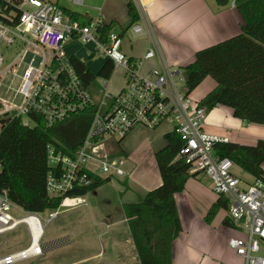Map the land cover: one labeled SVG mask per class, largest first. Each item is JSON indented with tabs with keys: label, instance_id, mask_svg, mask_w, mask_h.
<instances>
[{
	"label": "built area",
	"instance_id": "2783aa9c",
	"mask_svg": "<svg viewBox=\"0 0 264 264\" xmlns=\"http://www.w3.org/2000/svg\"><path fill=\"white\" fill-rule=\"evenodd\" d=\"M139 1L148 6L154 0ZM74 2L82 4L81 0ZM9 6L11 11L7 10ZM98 12L84 24L71 20L62 6L50 0H0V81L5 73L16 70L17 59L9 61L8 57L14 45L22 47L17 57L28 63L16 89L23 96V104L0 102V132L3 118L21 119L31 127L42 123L52 128L82 112L94 111L86 138L75 151L48 147V194L50 198L65 200L78 198L68 195L99 180L127 176L124 160L109 153V139L122 140L137 127L155 129L170 121L173 131L185 139L178 157L190 163L189 173L205 174L214 193L230 200L226 216L242 235L230 237L228 246L242 259L241 264H264V175L247 181L236 173L238 166L232 159L219 157L214 146L228 139L205 130L207 113L201 101L176 85L179 74L168 68L149 74L139 70L142 60L156 58L155 48L148 47L140 59L123 51L125 39L133 44L146 33L142 25H132L121 32L113 27L104 33L111 23L103 18L102 8ZM79 42L93 44L94 53L125 68L122 90L112 93L108 80L99 77L104 90L103 96L96 99L93 82L87 84L82 79L66 51L68 44ZM179 76V82L185 83L184 76ZM243 183L246 186L242 187ZM60 207L48 210L47 221L59 215ZM14 209L24 215L15 214ZM21 224L27 226L30 245L0 257V264L44 256L45 227L39 213L26 212L10 199L7 190L0 191V234ZM35 232L40 239L36 240Z\"/></svg>",
	"mask_w": 264,
	"mask_h": 264
},
{
	"label": "trees",
	"instance_id": "16d2710c",
	"mask_svg": "<svg viewBox=\"0 0 264 264\" xmlns=\"http://www.w3.org/2000/svg\"><path fill=\"white\" fill-rule=\"evenodd\" d=\"M127 4L135 23L139 19L137 9L132 1ZM235 5L243 17L241 31L234 37L196 51L194 61L183 67L186 93L190 95L210 76L217 87L200 100L206 113L218 106H228L239 120L264 125V0H235ZM11 9L9 6L7 10ZM63 9L71 20L89 23L90 18L82 13ZM113 27L111 23L104 33ZM71 63L87 84L93 82L95 75L87 71L85 62L73 56ZM114 68L113 61L108 60L99 77L110 78ZM93 112H82L52 128H46L42 123L31 127L24 125L21 119L3 118L0 191L7 190L10 199L28 213L59 208L63 197L50 198L46 187L50 173L48 147L53 145L62 152L75 151L86 138ZM165 140L166 145L155 155L162 179L160 186L139 201L123 206L138 253L139 261L135 264H173V244L182 230L175 195L185 190L192 177L189 173L191 167L185 158L178 157L185 143L184 137L171 131L165 133ZM214 149L219 157H229L253 178L263 177L264 139H258L255 145L219 142ZM111 155H121V151L115 150ZM107 182V179L99 180L68 196H84ZM229 204L228 198L218 197L206 215L207 222L211 223L219 210L227 211ZM223 223L234 226L228 216Z\"/></svg>",
	"mask_w": 264,
	"mask_h": 264
},
{
	"label": "crops",
	"instance_id": "0c3cea01",
	"mask_svg": "<svg viewBox=\"0 0 264 264\" xmlns=\"http://www.w3.org/2000/svg\"><path fill=\"white\" fill-rule=\"evenodd\" d=\"M85 1L86 0H81L82 4H79L74 2V0H69V2L79 6H86ZM129 1L133 2L138 12L139 19L135 23H133L128 13L127 3ZM123 3L126 5V10L123 14H126V19H128L127 21L129 24L125 26L122 25L121 30L132 25H142L146 31V33L139 36L143 44L141 52H139L138 55L132 54L131 52L128 53L126 50L125 52L136 59H140L148 47L155 48L158 53L154 59L142 60L139 70H141L143 74H149L156 70L163 71L168 68L172 72L174 71L175 74L181 75L183 67L194 61L196 51L238 35L243 24V17H241V14L236 8L235 0H154L152 4L148 6H143L140 4L139 0H124ZM98 8H102L103 15V6L94 8L97 10L95 15L90 13L82 14L87 18H92L99 13ZM121 18L107 11L106 18L104 19L112 23L115 27L118 25L120 22L119 19ZM125 43L129 44L130 48L127 49L134 47V43L131 44L127 39L124 40V44ZM73 44L71 43L66 46V51L71 57L77 56L74 54L71 55L68 52ZM95 54L96 53L90 50L86 54L88 55L86 56V60L82 57H77L85 62L87 71L95 75L96 85L99 84V75L95 74L87 66V60L94 59ZM107 61L108 60L105 59V63L99 69V73ZM116 68L122 70V84H120L119 89L114 90L111 87L110 81L112 76L107 78V86L112 93H117L122 90L125 84V68L120 65H115L114 72ZM92 85H94V83H92ZM216 87L217 84L215 80L208 76L193 93H190V95L195 100L200 101ZM94 92L96 99H100L103 96V91L100 90L99 86H96ZM204 127L207 132L217 134L223 138L226 137L228 141L237 142L239 144L255 145L258 139H264V125L250 124L243 120H239L233 115V110L228 106H218L207 113ZM171 131H173L172 124L169 130L162 132L163 138L160 145L150 150L152 157L151 162H147L149 157L146 156L143 158L141 168L147 173L143 180L132 179L129 181L127 177L135 173V168L132 170L129 169V173L125 178L116 177L118 181L116 186H118L120 193L124 221H118L116 219L117 216L112 211L111 213L107 211L108 213L104 214L99 219L93 217L97 226L103 224L107 226V241L105 243L103 242L101 248L96 251L95 254L85 258H75V261L70 264L102 257L106 255L107 249H109L112 257L114 256L116 259H129L133 257L132 259H134L135 263L139 261L123 206L128 202L139 201L150 190L160 186L162 179L159 168L157 167L155 155L157 151L163 148L167 143L165 140V133ZM122 141L118 146V150L121 149V155L115 157L124 160L125 169L131 153H129L127 149L122 148ZM237 168L241 171L243 170L240 167ZM242 177L247 181L253 178L249 173ZM110 181H112V178L109 182ZM186 184L185 190L175 195L182 230L179 233L178 239H176L173 244V264H219L218 261L221 259L225 264H235L234 262L239 259V264H241L242 259L234 250L230 249L228 241L230 237L241 236L242 233L239 232L235 226L231 227L224 225L223 222L227 217L226 211L223 209L219 210L215 215L216 218H214L211 223L205 221L210 207L218 200V196L213 191L210 179L205 174L198 173L189 178ZM99 188L101 187H98L92 192H97ZM105 202L110 203L111 200H105ZM184 232H186L185 235L183 234ZM64 236L67 237L65 244H71L72 234H64ZM178 240L182 241L181 244H183V246L189 248V258L186 261L180 260V257L176 254L175 249ZM203 252H205L204 255L202 254ZM207 252L215 258L209 257ZM199 257L201 260L198 259Z\"/></svg>",
	"mask_w": 264,
	"mask_h": 264
},
{
	"label": "rangeland",
	"instance_id": "374dc122",
	"mask_svg": "<svg viewBox=\"0 0 264 264\" xmlns=\"http://www.w3.org/2000/svg\"><path fill=\"white\" fill-rule=\"evenodd\" d=\"M52 2H57L60 6L65 7L69 10H76L80 13H90L95 15L97 10L94 8L103 6V16L106 18V12L110 11L115 16L122 17L119 19L118 25L114 27V30L119 32L121 30V26H125L128 23V19H126V14H123L126 10L124 0H86V6H79L69 2V0H50ZM129 18V17H128ZM126 28V27H125ZM128 38V36H126ZM141 38V37H140ZM133 41L134 47L131 49L129 44L125 43L123 46V51H128V53L138 55L139 52L143 49V44L141 39ZM129 40V38H128ZM22 47L14 45L11 47V51L8 54L9 61L16 60V66L14 67L15 71H9L5 73L3 79L0 81V102L1 103H10L16 104L17 106H21L23 104V96L17 94V88L20 85L22 76L24 75V70L27 68L28 63L24 60H21L17 55L21 52ZM96 51V48L93 44L90 45L79 42L73 44L69 48V53L71 55H77L86 60L87 52ZM126 53V52H125ZM126 53V54H128ZM49 54V52H48ZM130 56V54H128ZM93 58V57H92ZM105 63V58L102 54H95L94 59L87 60L88 68L98 75L99 69ZM183 75V74H182ZM179 75L175 77L176 85L179 86L180 90L183 92L186 88V85L183 81L179 82ZM111 87L114 90L120 88V84H122V70L119 68L115 69L112 77L110 78ZM94 85L91 88L94 90L96 86H99L100 90H104L102 84H96V79L93 80ZM193 93V92H192ZM171 128V122L168 121L155 129H150L147 127H137L122 141V148L127 149L129 153H131L129 161L127 162L125 169L129 173V169L132 170L135 168V173L133 175H129V181L132 179H140L143 180L146 176V171L141 168V164L143 162L144 157H149L147 162H151V153L150 150L152 148H156L160 145L163 135L162 132L165 130H169ZM118 139L112 138L108 141L109 153L117 152L118 147ZM121 150V149H120ZM1 170V164H0ZM236 173L239 176H245L247 172L243 169L239 170L237 167L235 168ZM123 178V177H121ZM114 179V180H113ZM118 181L116 178H112V181L107 182L99 187L97 192H89L84 196H78V198H67L63 200L62 206L60 207L59 215L51 221H47L49 211H45L44 213H39L40 219L44 224V233L42 236V244H46L47 242L54 241L56 239L63 238L64 234H72V243L69 245L63 244L58 245L57 247L48 250L46 253L44 252V256L41 257H31L30 259L16 262L14 264H70L75 261V258H85L89 257L92 254H95L98 251L103 242L105 243L108 238V228L105 224L97 226V223L94 222V218H101L104 214H107L109 211L117 216L116 219L118 221L123 222V214H122V205L120 201V193L118 190V186H116ZM242 187L246 186V184H242ZM105 200H111L110 203H106ZM14 213L17 214V210L14 209ZM18 215H24L23 213H18ZM216 218V216H215ZM207 222V220L205 219ZM184 235L186 232L183 233ZM30 234L28 232L27 226L25 224L19 225L17 228L13 229V231L6 232L0 234V257L13 253L16 250H20L23 248H27L31 243ZM178 239V238H177ZM182 241L178 240L176 247V254L180 257V260H187L189 258L188 249L186 246L181 244ZM180 244V246H179ZM264 251V250H263ZM106 255L92 259L82 261L80 263L75 264H134V259L132 258H123L116 259V257H112L109 252V249L106 250ZM205 252L202 254L204 255ZM208 256L215 258L209 252ZM201 260V258H198ZM129 260V261H127ZM196 261V259H195ZM194 261V262H195ZM238 261L234 262L235 264H239ZM219 264L225 262L221 259L218 261ZM208 264V263H205Z\"/></svg>",
	"mask_w": 264,
	"mask_h": 264
},
{
	"label": "water",
	"instance_id": "95a60500",
	"mask_svg": "<svg viewBox=\"0 0 264 264\" xmlns=\"http://www.w3.org/2000/svg\"><path fill=\"white\" fill-rule=\"evenodd\" d=\"M66 241H67V237L63 236V238L61 239H56L54 241L47 242L46 244H44V248H45L44 251L47 252L48 250L53 249L58 245H63L66 243Z\"/></svg>",
	"mask_w": 264,
	"mask_h": 264
},
{
	"label": "bare ground",
	"instance_id": "6f19581e",
	"mask_svg": "<svg viewBox=\"0 0 264 264\" xmlns=\"http://www.w3.org/2000/svg\"><path fill=\"white\" fill-rule=\"evenodd\" d=\"M39 235H40V234H39L38 232H35V238H36V240L40 239V238H39ZM36 245H37V244H35V246H36Z\"/></svg>",
	"mask_w": 264,
	"mask_h": 264
}]
</instances>
